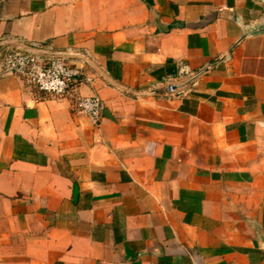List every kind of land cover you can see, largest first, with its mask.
I'll use <instances>...</instances> for the list:
<instances>
[{
	"label": "crops",
	"instance_id": "obj_1",
	"mask_svg": "<svg viewBox=\"0 0 264 264\" xmlns=\"http://www.w3.org/2000/svg\"><path fill=\"white\" fill-rule=\"evenodd\" d=\"M262 22L264 0H0V37L91 78L0 77V264H264Z\"/></svg>",
	"mask_w": 264,
	"mask_h": 264
},
{
	"label": "built area",
	"instance_id": "obj_2",
	"mask_svg": "<svg viewBox=\"0 0 264 264\" xmlns=\"http://www.w3.org/2000/svg\"><path fill=\"white\" fill-rule=\"evenodd\" d=\"M77 52L51 51L41 43H17L9 37H0V77L13 74L29 86L49 95L60 97L68 94L80 81H91L84 65L76 64ZM168 92L175 87L169 84ZM77 110L93 123L101 117L104 102L98 94L82 95L76 99Z\"/></svg>",
	"mask_w": 264,
	"mask_h": 264
},
{
	"label": "water",
	"instance_id": "obj_3",
	"mask_svg": "<svg viewBox=\"0 0 264 264\" xmlns=\"http://www.w3.org/2000/svg\"><path fill=\"white\" fill-rule=\"evenodd\" d=\"M260 28H258L255 32L259 33V32H264V22H262V24L259 26Z\"/></svg>",
	"mask_w": 264,
	"mask_h": 264
},
{
	"label": "trees",
	"instance_id": "obj_4",
	"mask_svg": "<svg viewBox=\"0 0 264 264\" xmlns=\"http://www.w3.org/2000/svg\"><path fill=\"white\" fill-rule=\"evenodd\" d=\"M40 92H42V91H40ZM45 93V92H44Z\"/></svg>",
	"mask_w": 264,
	"mask_h": 264
}]
</instances>
